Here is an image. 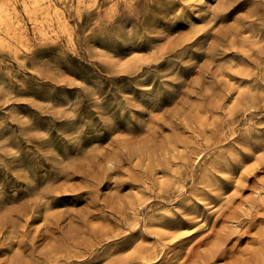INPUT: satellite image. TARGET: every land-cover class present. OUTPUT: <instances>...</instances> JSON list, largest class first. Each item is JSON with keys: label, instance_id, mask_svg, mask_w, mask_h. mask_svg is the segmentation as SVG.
Wrapping results in <instances>:
<instances>
[{"label": "rangeland", "instance_id": "rangeland-1", "mask_svg": "<svg viewBox=\"0 0 264 264\" xmlns=\"http://www.w3.org/2000/svg\"><path fill=\"white\" fill-rule=\"evenodd\" d=\"M0 264H264V0H0Z\"/></svg>", "mask_w": 264, "mask_h": 264}]
</instances>
